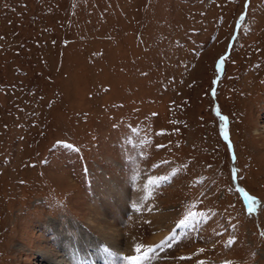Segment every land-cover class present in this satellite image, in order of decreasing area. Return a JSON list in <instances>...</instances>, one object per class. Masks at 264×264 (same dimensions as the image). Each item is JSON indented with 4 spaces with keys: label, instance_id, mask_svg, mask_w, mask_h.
<instances>
[{
    "label": "rangeland",
    "instance_id": "374dc122",
    "mask_svg": "<svg viewBox=\"0 0 264 264\" xmlns=\"http://www.w3.org/2000/svg\"><path fill=\"white\" fill-rule=\"evenodd\" d=\"M134 181L133 264H264V0H0V264Z\"/></svg>",
    "mask_w": 264,
    "mask_h": 264
},
{
    "label": "bare ground",
    "instance_id": "6f19581e",
    "mask_svg": "<svg viewBox=\"0 0 264 264\" xmlns=\"http://www.w3.org/2000/svg\"><path fill=\"white\" fill-rule=\"evenodd\" d=\"M126 190V188L114 185L110 190L107 189V191H102L101 199L98 198L99 200H97V202L100 201L98 202L99 205H96L94 209L92 208L94 216H90L88 219V222L93 226V228H97L100 233H102V236L104 235V237H106L105 240H108L112 245H115L118 248L123 244L122 233L120 231L121 228L118 227V225L121 223L123 213H125L124 197L126 195ZM255 203H257L255 200H248V204L251 207L254 206ZM56 236L59 238V250L56 255L57 258L55 259L54 255L44 254L42 256L44 258V263L83 264L84 260L79 259L78 257L80 253H84L85 251L80 245V240L69 238L65 233L62 234L56 232ZM118 242L119 245H117ZM60 251L65 252V255H62ZM73 254L74 258L72 257Z\"/></svg>",
    "mask_w": 264,
    "mask_h": 264
}]
</instances>
